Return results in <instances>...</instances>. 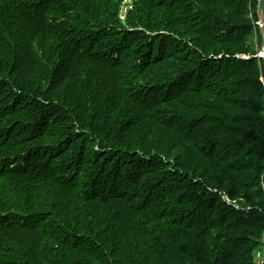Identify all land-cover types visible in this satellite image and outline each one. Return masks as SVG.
I'll use <instances>...</instances> for the list:
<instances>
[{
  "label": "trees",
  "instance_id": "trees-1",
  "mask_svg": "<svg viewBox=\"0 0 264 264\" xmlns=\"http://www.w3.org/2000/svg\"><path fill=\"white\" fill-rule=\"evenodd\" d=\"M246 4L0 0V264H255L264 61L235 56L254 50Z\"/></svg>",
  "mask_w": 264,
  "mask_h": 264
},
{
  "label": "rangeland",
  "instance_id": "rangeland-1",
  "mask_svg": "<svg viewBox=\"0 0 264 264\" xmlns=\"http://www.w3.org/2000/svg\"><path fill=\"white\" fill-rule=\"evenodd\" d=\"M208 5H209V6H212L210 3H209ZM206 7H207V6H206ZM212 7H214V9H215L214 13L217 14V15H220L222 12H226L225 10L219 8L218 6H212ZM125 8H126V7H125ZM207 9H209V7H207ZM257 9H258V2H257V0H247V4H246V8H245V10L248 11V18H249V19H247V21L252 25V29H253V31L249 34V36L251 37V42L254 44V50H252L250 54L245 53V52H244V53L247 54V55H246L247 57L251 56V57H255V58H257V55H259V56L262 57V59H263V61H264V55H263V54H264V42H263L262 37L259 35L260 27H259V24H258L259 17H258ZM124 10H125V9H123V10L121 11V15H122V16L124 15V14H123V11H124ZM255 25H256V29H257V31H256V29H255ZM257 33H258V35H257ZM186 35H187L188 37H191L189 34H186ZM192 36H193V35H192ZM257 36H258V37H257ZM227 45H228V44H227ZM217 49H218V50H227L226 45L218 46ZM228 51H229V50H228ZM260 80L262 81V83H263V88H264V75H263V76H260ZM247 92H253V91L250 90V89H248ZM178 156H179L180 158H178ZM171 157H172L173 159H175V160H178V161H180V162L185 163V164L187 165V169H190V170L195 169V168L197 167V165H198V167H199V170H201V169L203 168V166H204V165H201L202 162H201L199 159H197V158L193 161V163H194V164H197V165H195V166H191L192 159L189 158V157H185V158L183 159L180 153L177 154L176 156L174 155V156H171ZM199 165H200V166H199ZM199 170H193V171L196 172V171H199ZM236 233H238V232H237V231H229V234H230V235H233V236H235ZM217 237H218V236H217ZM209 239H210V243H215V238L212 237V235L210 236ZM223 240L225 241V240H227V239H226L225 237H223ZM208 246H209V245L206 244V247H208ZM260 247H261L262 252L264 253V232L262 233V235H261V237H260ZM179 249H180V248H177L176 251H180ZM160 250H161V246H160V247H157V252H162V251H160ZM176 251H173V250H172V255H171L172 260H173V258H174V259H178V257H181L178 253H175ZM256 252H257V251H256ZM254 256H255V254H254ZM259 256H260V254H259V253H256V257H257V259H258ZM260 262H261V259L258 260L257 264H261Z\"/></svg>",
  "mask_w": 264,
  "mask_h": 264
},
{
  "label": "water",
  "instance_id": "water-1",
  "mask_svg": "<svg viewBox=\"0 0 264 264\" xmlns=\"http://www.w3.org/2000/svg\"><path fill=\"white\" fill-rule=\"evenodd\" d=\"M257 2H258L257 12H258L259 20H260L259 27H260L262 39L264 42V0H257Z\"/></svg>",
  "mask_w": 264,
  "mask_h": 264
},
{
  "label": "bare ground",
  "instance_id": "bare-ground-1",
  "mask_svg": "<svg viewBox=\"0 0 264 264\" xmlns=\"http://www.w3.org/2000/svg\"><path fill=\"white\" fill-rule=\"evenodd\" d=\"M128 7H130V6H128ZM126 9H127V7L125 8V10L123 11V14L125 15V12H126ZM124 15L122 16V17H124ZM148 49V48H147ZM264 55V54H263Z\"/></svg>",
  "mask_w": 264,
  "mask_h": 264
}]
</instances>
